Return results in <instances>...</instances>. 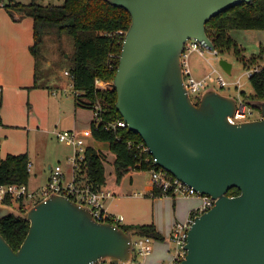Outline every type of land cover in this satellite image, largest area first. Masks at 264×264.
<instances>
[{
	"label": "water",
	"instance_id": "water-1",
	"mask_svg": "<svg viewBox=\"0 0 264 264\" xmlns=\"http://www.w3.org/2000/svg\"><path fill=\"white\" fill-rule=\"evenodd\" d=\"M132 16L113 79L116 107L149 146L155 164L215 199L194 219L178 264H264V100L261 117L232 123L237 98L210 86L198 103L184 81L189 39L215 45L206 24L252 0H107ZM228 73L232 63L220 59ZM232 187L240 193L227 194ZM30 221L18 250L0 232V264H131L134 229L100 221L70 197L51 193L21 210L0 204V219Z\"/></svg>",
	"mask_w": 264,
	"mask_h": 264
},
{
	"label": "trees",
	"instance_id": "trees-1",
	"mask_svg": "<svg viewBox=\"0 0 264 264\" xmlns=\"http://www.w3.org/2000/svg\"><path fill=\"white\" fill-rule=\"evenodd\" d=\"M14 7L23 13L22 16L29 15L34 20V43L30 49L37 60L44 36L50 30L56 29L59 35L67 33L74 38L75 54L69 70L74 88L79 91L75 104L76 107L91 108L100 105L102 120L98 127L95 126V120L92 121L93 136L97 140L108 141L111 150L116 154L113 165L117 181H121L126 172L134 170L139 160L142 161L140 166L143 169L160 168L153 160L146 161V155H142L135 145L129 144L130 141H143L138 133L128 126L111 129L104 127L106 121L124 118L116 107L118 95L114 85L101 88L96 85V80L113 81L115 78L125 32L132 21L130 12L107 0H65L62 4H42L37 0L28 4L17 1ZM9 11L13 15L11 8ZM234 28L263 29L264 0H252L236 5L212 17L206 24L207 33L219 51L224 49L225 42L229 39L228 30ZM249 78L253 93L248 98L264 100V65ZM241 93L246 98L245 92ZM195 101L198 103L199 99L195 98ZM29 161V154L26 152L7 154L0 161V183L29 184ZM76 180L81 184L89 183L94 190L101 189L106 183L104 158L92 145L86 148L85 160L76 173ZM239 193L238 187H232L227 192L230 196ZM7 202L14 205L15 199L8 198ZM19 208L26 210L24 207ZM105 220L113 222V219L107 217ZM117 224L125 231L134 229L137 237L149 236L156 240L165 238L154 223ZM29 228L30 221L15 214L0 219V232L14 250H18Z\"/></svg>",
	"mask_w": 264,
	"mask_h": 264
},
{
	"label": "rangeland",
	"instance_id": "rangeland-1",
	"mask_svg": "<svg viewBox=\"0 0 264 264\" xmlns=\"http://www.w3.org/2000/svg\"><path fill=\"white\" fill-rule=\"evenodd\" d=\"M18 1L28 4L32 0ZM37 1L42 4H62L65 0ZM15 3L13 5L12 3L10 4L12 5L11 8L16 9L14 7ZM20 14L23 15L21 11ZM28 16L24 15L23 17ZM263 30L264 28L229 29V39L225 42L224 49L219 51L216 48L219 53L216 54L206 50L204 55H201L198 51H192L188 57V64L193 75L199 78L213 73V78L210 80L211 86L218 88L225 94L234 96L241 94L244 97L241 93V91H244L246 98H248L253 93L248 68L256 65H264ZM74 54V38L67 33L59 35L56 29L50 30L44 36V41L38 56L39 70L37 73L38 78L35 92L32 91L31 94V92H28V88L23 91H18L16 89L17 87H13L6 94V105L8 103L10 105L6 106L4 111H2L4 122L10 125L17 124L18 126L13 127L12 131L7 130V137L1 136L0 141L2 143L4 142L3 144L9 153L24 151L29 154L30 159L34 163L29 175V184L32 188H39L43 185L49 173L50 166L54 168L57 165H62L65 168L67 165H70L67 159L72 153V147L60 142L53 133L54 130H79L86 147L94 139H89L92 135L88 131L91 129L92 121L95 119V110L91 107H76L75 88L72 85L73 81L72 79L68 80L69 76L64 72L72 66ZM21 57L24 58V54H21ZM114 57L116 58L117 54ZM220 59H225L232 63L230 73L221 67L219 63ZM245 63L250 67L246 66ZM214 67L223 75L224 79L228 82L227 85H220L217 80L218 73L213 71ZM237 80H240L241 83L239 87H237ZM67 81H69L70 85L68 84L69 87L65 90L62 86ZM107 82L110 85L113 83L112 80H108ZM104 84H106V81L103 80V82L96 85L103 88L106 86ZM49 91L53 92L49 93ZM34 101L39 104L40 111H38V114H36L33 108ZM36 115L38 122L34 119ZM260 117V111L254 108L251 118L256 119ZM1 155L2 157L7 156V152L4 150ZM105 166L106 175L111 181L114 178L113 163L106 161ZM138 190L142 191L141 189H134L129 194L134 195L135 191L138 192ZM132 199L127 201V206L133 211H141L144 214L147 211L145 203L140 198H136V196ZM32 203L33 201L19 202L15 200L14 206L27 209ZM158 212L165 228H168L170 220L173 217L172 210L164 203L160 206ZM121 224L124 225V223ZM170 238L169 249L172 253H175L176 243L172 237ZM155 241L156 239L151 238V248H153ZM140 260H144V257L138 256L135 263Z\"/></svg>",
	"mask_w": 264,
	"mask_h": 264
},
{
	"label": "built area",
	"instance_id": "built-area-1",
	"mask_svg": "<svg viewBox=\"0 0 264 264\" xmlns=\"http://www.w3.org/2000/svg\"><path fill=\"white\" fill-rule=\"evenodd\" d=\"M212 51L213 53H219L218 50L212 49L207 43L200 42L197 39H189L186 44L184 51L182 53L183 61V74L184 81L189 91L191 97L200 98L202 92L211 86L210 80L213 78V73H210L203 77H195L192 73V70L188 64V57L192 51H198L201 55H204L205 51ZM115 56V55H114ZM260 69V66L256 65L248 68L249 77L254 71ZM214 72L218 73L217 80L221 86H225L228 82L224 79L223 75L214 67ZM65 73L69 75L72 79L70 70H66ZM73 81V79H72ZM103 82L101 79L96 80V84ZM237 87L241 85L240 80H237ZM113 84V83H111ZM74 86V82L72 84ZM105 87L110 85L106 81ZM66 90V89H65ZM79 94V91L75 89V95ZM237 98V109L233 117H230L229 120L232 123L245 121L252 119L251 115L254 111V108L247 104L246 98L242 97L241 94L236 96ZM95 114V126L98 127L101 122V111L100 105L97 104L94 108ZM128 123L125 119L110 120L104 123L106 129L117 128V127H126ZM90 135H93L92 127L88 131ZM55 135L60 142L66 143L72 147V153L68 157V162L73 169V179L70 182H65V171L62 165H57L51 169L50 176L48 180L39 188H32L28 183H0V204H11L7 202L8 198L15 199L19 202L22 201H33L31 204L34 205L40 200L44 199L51 193H60L70 197L71 199L78 201L86 206H88L96 219L100 221H106L105 218L113 219L112 223H123V215H112L107 213L104 210V200L113 195L112 191L106 188H101L99 190H94L91 188L89 183H78L76 180V173L78 169L81 168L85 160L86 146L84 141L80 136V132L77 129H66V130H56ZM130 145H135L137 149L140 150V153L145 154L146 161H152L155 163V158L149 148V146L143 141L140 142H129ZM3 145L0 141V161L4 158L2 157ZM142 161L139 160L135 166L136 170H143L141 168ZM33 167V161L28 162L29 171ZM150 174V189L147 191V195L151 197L159 195L167 196H199L202 198V204L191 213V215L183 222H178L173 226L172 229V238L176 243L175 256L173 262L170 264L180 263L187 254L186 244L188 242L189 230L192 227L194 219L197 215H200L208 210H210L214 204L215 199L209 195L197 191L193 186L188 185L187 183L180 180L178 177L173 175L168 170L160 168H150L147 169ZM144 194V193H140ZM13 205V204H11ZM30 206V207H31ZM28 208V207H27ZM109 222V221H108ZM136 235V234H135ZM133 236V248H134V259L131 264H142L141 261L136 262L138 256H147L151 251L149 236ZM136 237V238H135ZM94 264H119L116 262H108L106 260L100 261Z\"/></svg>",
	"mask_w": 264,
	"mask_h": 264
},
{
	"label": "crops",
	"instance_id": "crops-1",
	"mask_svg": "<svg viewBox=\"0 0 264 264\" xmlns=\"http://www.w3.org/2000/svg\"><path fill=\"white\" fill-rule=\"evenodd\" d=\"M0 1V137H7L6 131H12L13 127L18 126L17 124L10 125L4 122L2 111H4L6 106L10 105V103L6 105L7 91L13 87H17L16 89H18V91H23L28 88V92H31V94L32 91L35 92L36 81L38 78L37 73L39 70V60L35 58L30 49V46L34 43L33 18L29 16L23 17L19 10L11 8L13 3L18 0H11V2L10 0ZM11 3L12 5H10ZM9 8L13 11V15L10 13ZM21 54H24L25 57H21ZM69 79H71L70 76L68 77V80ZM68 84L69 81L64 82L62 87L67 89L70 85ZM39 90L41 89L39 88ZM52 92L53 91H49V93ZM33 108L36 114H38V111L40 110L39 104L36 101H34ZM37 118V115L34 116L36 122H38ZM55 131L56 130L53 131L54 134ZM89 139H92V142L90 141L89 144L101 152L105 165L106 161L114 163L116 154L111 150V146L108 141L97 140L93 135ZM3 143V151L5 150V152L9 154ZM19 153L25 152L20 151L15 152L14 154ZM51 169L52 167L50 166L45 182L50 176ZM64 171V181L70 182L73 179L72 167L67 165L64 168ZM113 174L114 178L111 181L106 175V183L103 185V188L109 189L113 193L111 197L104 200V210L112 215H123V223L126 225L154 223L165 238L161 241L156 240L152 251L144 257V260L140 261L142 264L172 263L175 253H172L169 249V241L171 239L170 237H172L173 226L178 222L185 221L191 213L202 204V198L199 196L173 197L167 195L149 197V195H147V191L151 187L149 181L150 174L146 169L130 170L125 173L121 181H117L115 172ZM134 189H141L142 191H135L134 195L129 194L130 191ZM134 196H136V198H140V200L145 203L147 211L144 214L141 211H133L127 206V201L131 200ZM164 203H166L173 212V217L172 220H170L168 228H165L162 218L158 212L160 206Z\"/></svg>",
	"mask_w": 264,
	"mask_h": 264
}]
</instances>
